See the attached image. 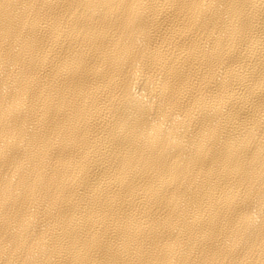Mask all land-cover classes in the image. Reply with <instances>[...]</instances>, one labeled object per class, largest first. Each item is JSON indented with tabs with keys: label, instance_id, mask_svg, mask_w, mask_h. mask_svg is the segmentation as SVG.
<instances>
[{
	"label": "bare ground",
	"instance_id": "bare-ground-1",
	"mask_svg": "<svg viewBox=\"0 0 264 264\" xmlns=\"http://www.w3.org/2000/svg\"><path fill=\"white\" fill-rule=\"evenodd\" d=\"M0 264H264V0H0Z\"/></svg>",
	"mask_w": 264,
	"mask_h": 264
}]
</instances>
